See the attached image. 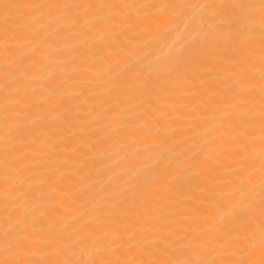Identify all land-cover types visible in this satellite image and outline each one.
Instances as JSON below:
<instances>
[{
    "label": "bare ground",
    "instance_id": "bare-ground-1",
    "mask_svg": "<svg viewBox=\"0 0 264 264\" xmlns=\"http://www.w3.org/2000/svg\"><path fill=\"white\" fill-rule=\"evenodd\" d=\"M261 4L0 0V264H264Z\"/></svg>",
    "mask_w": 264,
    "mask_h": 264
},
{
    "label": "snow or ice",
    "instance_id": "snow-or-ice-1",
    "mask_svg": "<svg viewBox=\"0 0 264 264\" xmlns=\"http://www.w3.org/2000/svg\"><path fill=\"white\" fill-rule=\"evenodd\" d=\"M5 9V22L7 23L9 20V16L7 14V9L10 7H18V8H28V9H34L40 7L39 5H20V6H15V5H8L5 4L3 5ZM48 7H56L55 5H48ZM261 10L262 13H264V0H262L261 4ZM262 33H264V26H262ZM261 47L264 49V37H262V42H261ZM261 62H262V67H261V79L264 80V53L261 55ZM261 96H262V108H264V85L261 87ZM262 116V135L261 138L264 139V111L261 113ZM262 244H264V234H262ZM16 264H20V262H16ZM23 264H30L28 261H24ZM93 264H96L95 261H93ZM101 264H118V262L113 261V260H104L101 261ZM119 264H124V262H119ZM242 264V262H241Z\"/></svg>",
    "mask_w": 264,
    "mask_h": 264
}]
</instances>
